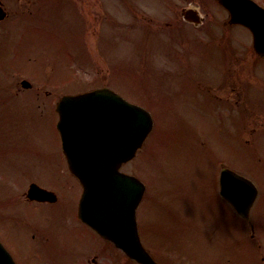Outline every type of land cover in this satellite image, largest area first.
<instances>
[{"label":"rangeland","instance_id":"1","mask_svg":"<svg viewBox=\"0 0 264 264\" xmlns=\"http://www.w3.org/2000/svg\"><path fill=\"white\" fill-rule=\"evenodd\" d=\"M254 1L264 7V0ZM2 2L9 17L0 24V240L13 252L14 262L134 264L78 221L76 202L80 189L65 171L53 127L52 112L62 94L72 93V87L78 89L74 92H83L105 86L144 106L153 116L154 127L148 140L121 169L146 185V198L137 219L141 241L157 264H264V103L256 106L264 100V61L253 54L250 34L243 29L244 61L239 52L228 55V77L219 85L201 83L196 104L183 98L179 85L171 82L173 79L151 80L160 74L159 66L164 63L159 56L162 48L157 47L161 42L156 36V41L152 40V34L164 37L166 32L155 24L146 30L139 27L147 33L145 41L136 31L144 46L156 43L147 51L143 45L136 48L135 44L120 43L118 50L109 45L107 54L105 49L94 46L96 37L90 33L82 45L83 55L78 46L68 44L66 32L57 30L58 36L52 34L50 41L42 38L45 44L41 49L46 53L30 50L31 44L24 46L22 56H17L23 33H19L16 13L18 7L28 12L33 2ZM86 2L88 20L95 22L104 11L112 13L105 7L107 0ZM120 7L119 27L127 31L134 15L122 4ZM138 7V16L160 19L153 17L154 11L146 9V5ZM217 16L221 20L225 17ZM93 27L97 25L88 29ZM46 33L50 31L42 32ZM66 49L83 61L74 84L63 83L60 78L74 72ZM99 53L107 56L100 57ZM102 57L106 59L102 61ZM149 58L151 67L144 63ZM96 61L104 69L94 66ZM209 73L206 68L202 76L198 71L195 74L204 81ZM211 76L212 80L218 79L219 73L212 72ZM21 79L30 82L32 88L22 89ZM181 80L182 91L189 93L188 81L185 77ZM241 95L243 104L235 103ZM210 97L216 102L215 110ZM240 110L243 142L238 138L233 142L229 132H240L237 129L242 126L236 125L242 116ZM257 136L262 137L257 140ZM223 163V167L249 178L259 190L250 212L253 232L220 200L218 174ZM32 182L59 189L61 205L21 202ZM33 234L35 238H31Z\"/></svg>","mask_w":264,"mask_h":264},{"label":"water","instance_id":"2","mask_svg":"<svg viewBox=\"0 0 264 264\" xmlns=\"http://www.w3.org/2000/svg\"><path fill=\"white\" fill-rule=\"evenodd\" d=\"M236 4L242 9L235 5L236 8L230 9L233 22L243 23L250 29L254 48L264 56V10L249 0ZM57 111L60 118L57 127L68 146L95 148L89 156L92 159L83 163H87V169L71 163L72 167L77 164L72 170L83 186L80 218L138 263L155 264L140 245L135 223V208L144 187L134 177L119 172L120 165L134 156L150 132L151 117L106 89L64 97ZM101 132L109 135L104 142L100 140ZM71 135L75 137L70 138ZM45 194L35 185L28 190L30 198ZM220 194L240 216L248 219L256 196L249 181L224 169L220 176ZM0 264H14L1 245Z\"/></svg>","mask_w":264,"mask_h":264},{"label":"flooded vegetation","instance_id":"3","mask_svg":"<svg viewBox=\"0 0 264 264\" xmlns=\"http://www.w3.org/2000/svg\"><path fill=\"white\" fill-rule=\"evenodd\" d=\"M19 1V0H18ZM24 1V0H20ZM33 2L29 6L28 12L18 7L16 17L19 19L20 28L19 33L23 35L38 36L39 32L49 30L50 35H58L57 30L61 33L66 32L68 37L67 42L69 45L78 46L84 55L83 43L86 42V35L93 33L96 37L94 46H98L107 51L109 45L112 48L118 47L121 43L135 44L140 47L143 45L146 37L144 32L139 29L150 27L155 24L157 27L165 30L166 34L162 37L157 32L152 34V40L156 36L161 44L163 54L160 52L161 64L162 59L164 63L159 66L161 72L159 75H154L151 80L158 81L159 78L173 79L171 82L182 84V77H185L191 85L192 92L185 93L186 99L191 102L199 99L201 89L200 84L206 81L201 80L199 76L204 74L206 68L210 71L218 69L224 77L215 79L217 84H220L224 78H227V70L231 66L226 61L228 55L231 53L239 52V56L243 59V27L239 25H232L229 23L228 12L220 5L219 0H107L105 7L111 10V14L107 11L102 12L96 16L95 22L88 20L87 2L86 0H27ZM55 2L56 4H48ZM120 4L123 8L127 9L134 15V20L131 22L126 30H121L119 25V14L121 13ZM146 5V9L153 10L154 16L159 17V20H153L145 15H137L140 10L138 5ZM0 6L3 7V2L0 0ZM56 10L53 12V10ZM25 13H27L25 15ZM224 14L225 19H219L217 15ZM20 15V17H19ZM7 20L0 21V24L5 23ZM97 25L89 30V26ZM138 28V29H137ZM137 29V30H136ZM52 31V32H51ZM92 31V32H91ZM136 31L140 32L143 40L136 37ZM133 34V35H132ZM132 37L130 38L129 36ZM141 43V44H138ZM85 44V43H84ZM156 43H150L144 46L145 50L152 48ZM106 47V48H105ZM76 57L75 53L66 49ZM185 53L182 54L179 53ZM180 54V57L178 56ZM98 56H104L98 54ZM71 57V56H70ZM106 57V56H105ZM78 58V57H77ZM103 58V57H102ZM106 58H103L105 60ZM235 61V58H234ZM244 61V59H243ZM143 63L142 60H140ZM150 60H147L148 63ZM83 61L77 59V65L80 67ZM98 63V64H96ZM94 66L102 69L98 61ZM151 67V66H149ZM223 68H226L225 71ZM177 69V70H176ZM154 72V73H159ZM243 80V76H240ZM65 83L72 82L75 78L73 76H61ZM100 78H104L101 76ZM207 77L205 80H209ZM138 80V79H135ZM149 81V80H148ZM213 81V80H212ZM206 82V83H215ZM182 86V85H181ZM181 86L179 88L182 90ZM209 89L206 87V90ZM234 88H231V90ZM198 91V92H197ZM214 97V92H212ZM217 97V96H216ZM222 100V99H221ZM230 98L227 100L229 102ZM242 102L243 97L239 96V100L235 103ZM196 103V102H195ZM221 106V104H218ZM213 109H216V102L213 101ZM226 109V108H225ZM241 138L243 136V126L240 129ZM243 140V138H242Z\"/></svg>","mask_w":264,"mask_h":264}]
</instances>
